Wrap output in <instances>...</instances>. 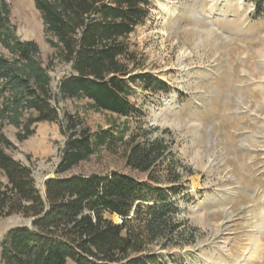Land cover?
Returning <instances> with one entry per match:
<instances>
[{
  "label": "rangeland",
  "instance_id": "1",
  "mask_svg": "<svg viewBox=\"0 0 264 264\" xmlns=\"http://www.w3.org/2000/svg\"><path fill=\"white\" fill-rule=\"evenodd\" d=\"M7 1L18 37L39 45L45 67L54 58L56 90L74 73L72 64L55 59L35 0ZM149 1L147 21L123 40L130 75L150 77L129 82L131 112H94L87 101L70 99L59 103L61 111L82 118L94 141L146 132L173 144L182 188L177 219L194 229V243L165 253L170 264H264V13L257 17L255 0ZM187 51L191 56L181 60ZM33 129L23 142L13 125L4 133L14 144L8 153L32 169L43 193L45 181L57 176L67 137L61 122ZM96 152L72 174L147 179L127 166L118 142ZM25 220L0 219V243Z\"/></svg>",
  "mask_w": 264,
  "mask_h": 264
},
{
  "label": "trees",
  "instance_id": "2",
  "mask_svg": "<svg viewBox=\"0 0 264 264\" xmlns=\"http://www.w3.org/2000/svg\"><path fill=\"white\" fill-rule=\"evenodd\" d=\"M255 1L259 17L264 0ZM149 2L35 0L46 34L55 39H48L55 59L74 70L54 90V58L44 66L39 45L18 37L10 5L0 0V219H35L8 231L0 264H170L165 253L194 243V229L177 219L182 188L173 144L146 132L128 139L112 135L109 143L120 144L127 166L147 179L119 172L75 175L74 169L109 143L102 135L94 141L82 118L59 106L65 99L87 101L90 111L127 117L129 82L150 77L130 75L122 61L123 40L147 21ZM50 122H61L67 141L57 176L45 181L42 193L32 169L8 153L14 144L4 127L20 129L17 139L23 142L34 125ZM115 215L120 223H114Z\"/></svg>",
  "mask_w": 264,
  "mask_h": 264
},
{
  "label": "bare ground",
  "instance_id": "3",
  "mask_svg": "<svg viewBox=\"0 0 264 264\" xmlns=\"http://www.w3.org/2000/svg\"><path fill=\"white\" fill-rule=\"evenodd\" d=\"M189 56H191V52H190V51H187V53L183 54L181 60H184V59H186V58L189 57Z\"/></svg>",
  "mask_w": 264,
  "mask_h": 264
},
{
  "label": "water",
  "instance_id": "4",
  "mask_svg": "<svg viewBox=\"0 0 264 264\" xmlns=\"http://www.w3.org/2000/svg\"><path fill=\"white\" fill-rule=\"evenodd\" d=\"M49 179H51V178H48L47 180H49ZM34 221H35V219L34 220H25L26 225H28V226H30Z\"/></svg>",
  "mask_w": 264,
  "mask_h": 264
}]
</instances>
